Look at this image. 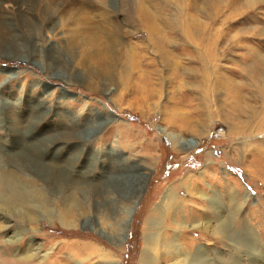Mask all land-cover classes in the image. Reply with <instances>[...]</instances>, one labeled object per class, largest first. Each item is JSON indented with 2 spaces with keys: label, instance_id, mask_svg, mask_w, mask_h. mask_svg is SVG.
<instances>
[{
  "label": "rangeland",
  "instance_id": "374dc122",
  "mask_svg": "<svg viewBox=\"0 0 264 264\" xmlns=\"http://www.w3.org/2000/svg\"><path fill=\"white\" fill-rule=\"evenodd\" d=\"M47 1L0 8L1 159L32 195L1 192L0 264H264V0H94L130 65L110 93Z\"/></svg>",
  "mask_w": 264,
  "mask_h": 264
},
{
  "label": "bare ground",
  "instance_id": "6f19581e",
  "mask_svg": "<svg viewBox=\"0 0 264 264\" xmlns=\"http://www.w3.org/2000/svg\"><path fill=\"white\" fill-rule=\"evenodd\" d=\"M31 1L34 2L35 0H31ZM99 1H101V0H99ZM45 4H46V7L48 9L53 10L54 13H57V14L59 13L58 18L56 19L57 22H56L55 28H57V26H58V29H60L61 27H64V26L65 27L69 26L67 31H65L64 33H62V32L61 33L59 32V33L62 36H64L63 44L65 46L71 48L72 54H70V55L73 56L72 59L74 60L73 62L75 63V64L73 63L72 71H74L77 68V66H79V68H81V67L84 68L85 77H86L85 81H83L84 87H86L87 90L102 91V93H110V92H113L114 90L116 91V89H119L118 86L121 88L122 87L124 88L126 86V80L128 78V74L130 72V65H129L128 60L126 59V53H125L126 52L125 51L126 44L124 43L122 33L119 34L121 28L120 27L117 28L116 26L111 25L112 23H110L111 21H110L109 14L108 13L103 14V15L100 14L98 12V9H97L98 6L95 4L94 0H92V2L85 0V3L83 5L80 3V1H78L77 3L74 1V4H72L71 0H48L47 2H45ZM62 6H64V7L67 6V7H65L66 10L61 12L60 8ZM0 8H1V10L4 11L3 14H5V12L7 10H10V8H12L11 12L22 13L24 11V8H25V3L19 2V0H0ZM44 9H46V8H44ZM20 10H21V12H20ZM40 16H43V15L40 13ZM100 17L103 18V22H105L106 24H104V27L98 28V30H97L92 26V21L95 18H100ZM44 20H46V19H44ZM70 21H72V25H66V23H69ZM107 25H109L111 28H106ZM49 30L50 29H48V30L46 29L45 32L40 35V37H45L44 39L46 40V37L48 38V36H50L48 34L50 32ZM64 30H65V28H64ZM55 33H57V32H55ZM55 33H53V34L55 35ZM44 34H46V35L44 36ZM61 39H63V38H61ZM16 48L18 49L19 47H16ZM12 52H15V51H12ZM126 73H128V74H126ZM69 75L71 76V74H69ZM72 77L74 79H77L73 75H72ZM73 78H72V80H73ZM103 78H106V80L104 79L105 82L100 83L103 80ZM71 83H74V82H71ZM75 84H77V83H75ZM110 85H113V86H110ZM127 87H128V85H127ZM123 98H124V96H123ZM123 98H122V94H121L120 99H123ZM60 99L65 100L64 97H61ZM86 107L89 110L88 104L84 105V108H86ZM92 111H91V118H93V120H94L95 117H92L93 116ZM113 120L110 119L109 122H111ZM114 122H115V120H114ZM64 123H65V129H66L65 131H67L66 135H69V137L73 136L75 138L81 139V135H80L81 133L78 134L79 129L75 123L66 122V121ZM66 135H64V136H66ZM171 137L174 140V142L177 140L176 136L172 135ZM71 139H73V138H71ZM256 145L260 146V147L257 146L256 150H258L259 148H262V146L264 145V140L257 142ZM113 150L117 151L116 149H113ZM1 155L3 156V153L2 154L0 153V164H2L4 166V168H5V165L8 163H11V164L15 163L18 167H21V169H23V170H26L29 168L27 165V162L22 161L21 157L16 158L15 155L11 154L12 156H10L9 154L8 155L4 154L5 157H3L1 159ZM35 160L36 161L34 164H35V166H38L41 162V157L38 156L37 159H35ZM41 165H43V164H41ZM136 165L139 166V163ZM207 165H208V163H207ZM6 168L5 169L2 168V170H0V193L2 191L8 192L9 197L7 195H5V196L9 200L11 199L13 203H15V202L21 203L22 205H26V206L30 205V202L32 201V199H31L32 195H30V192H26V191H23L24 192L23 193L19 187L15 186L13 181L11 182V178L9 177V173H11V171L7 170ZM57 177H59L60 179L64 178V177H61L60 175H57ZM9 188H11V189H9ZM24 190H25V188H24ZM5 200H6V198L4 199V195L1 193L0 194V202H2V204H3V202H5L4 205L9 207L10 206L8 204L9 201H7V200L5 201ZM4 205H2V206H4ZM132 213H133L132 211L130 213H128L129 219L126 220L125 226L128 225V223L130 222V219H131L130 217H131ZM127 231H128V228L126 229L125 232L123 231L124 235L122 233V235L117 239V241L119 240V244H122L123 241L125 242V237H126ZM194 260H196V259L194 258ZM203 260L204 259L201 258V260L198 261L199 262L198 264H210L207 259H205V261H203Z\"/></svg>",
  "mask_w": 264,
  "mask_h": 264
}]
</instances>
